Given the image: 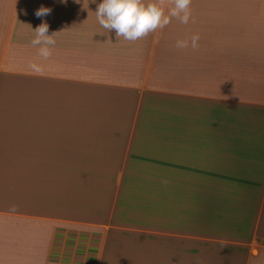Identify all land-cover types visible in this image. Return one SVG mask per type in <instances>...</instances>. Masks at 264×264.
I'll return each instance as SVG.
<instances>
[{
  "label": "crops",
  "instance_id": "obj_1",
  "mask_svg": "<svg viewBox=\"0 0 264 264\" xmlns=\"http://www.w3.org/2000/svg\"><path fill=\"white\" fill-rule=\"evenodd\" d=\"M98 3L0 0V264H264V0L135 41Z\"/></svg>",
  "mask_w": 264,
  "mask_h": 264
},
{
  "label": "clouds",
  "instance_id": "obj_2",
  "mask_svg": "<svg viewBox=\"0 0 264 264\" xmlns=\"http://www.w3.org/2000/svg\"><path fill=\"white\" fill-rule=\"evenodd\" d=\"M67 3V0H61ZM78 2V0H77ZM191 0H174V7L166 15L162 7L153 0H99L95 13L99 24L109 31H114L117 38L123 37L125 40L135 41L153 32L162 29L169 24L171 17H176L181 23H188L190 19ZM52 11L49 7L36 9L34 15L43 17ZM34 36L31 44L36 46L40 57L47 59L52 54V47L56 41L53 34H49V24L40 23L34 29ZM199 35L191 37V47L196 48ZM177 47H188L187 40H178ZM35 74L42 73V65L32 63L29 65Z\"/></svg>",
  "mask_w": 264,
  "mask_h": 264
}]
</instances>
